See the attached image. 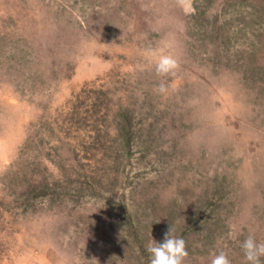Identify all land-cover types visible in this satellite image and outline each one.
Instances as JSON below:
<instances>
[{"label":"rangeland","instance_id":"1","mask_svg":"<svg viewBox=\"0 0 264 264\" xmlns=\"http://www.w3.org/2000/svg\"><path fill=\"white\" fill-rule=\"evenodd\" d=\"M193 7L0 0V264H149L169 226L185 264L264 242V0Z\"/></svg>","mask_w":264,"mask_h":264},{"label":"clouds","instance_id":"2","mask_svg":"<svg viewBox=\"0 0 264 264\" xmlns=\"http://www.w3.org/2000/svg\"><path fill=\"white\" fill-rule=\"evenodd\" d=\"M175 5L186 15L195 10L193 0H175ZM177 68L178 62L172 55L163 52L156 55L155 73L158 77H167ZM159 91H166L163 83L159 86ZM241 249L244 264H264V242H258L254 234L250 233L245 237L241 242ZM146 251L149 253V264H185L189 256L186 241L182 236L176 235L172 226L165 232L162 243L151 238ZM208 264H231V260L224 250H219L210 253Z\"/></svg>","mask_w":264,"mask_h":264}]
</instances>
